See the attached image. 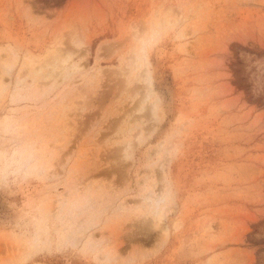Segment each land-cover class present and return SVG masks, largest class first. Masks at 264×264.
Segmentation results:
<instances>
[{
	"label": "rangeland",
	"instance_id": "374dc122",
	"mask_svg": "<svg viewBox=\"0 0 264 264\" xmlns=\"http://www.w3.org/2000/svg\"><path fill=\"white\" fill-rule=\"evenodd\" d=\"M0 264H264V0H0Z\"/></svg>",
	"mask_w": 264,
	"mask_h": 264
}]
</instances>
